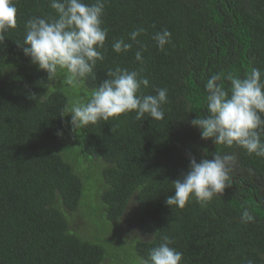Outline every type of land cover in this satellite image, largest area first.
<instances>
[{"label": "trees", "instance_id": "obj_1", "mask_svg": "<svg viewBox=\"0 0 264 264\" xmlns=\"http://www.w3.org/2000/svg\"><path fill=\"white\" fill-rule=\"evenodd\" d=\"M14 3L17 26L0 43V264H111L98 240L107 223L123 225L131 208L138 238L129 246L137 258L167 236L183 253L181 264H264V157L202 140L190 123L207 114L205 84L212 74L264 73V0H105L104 59L95 78L79 85L67 84L63 71L47 78L17 46L30 17L56 15L50 0ZM137 27L145 30L139 44L128 40ZM163 29L171 44L161 51L153 37ZM119 38L132 43L127 53L112 50ZM141 46L143 65L135 61ZM117 66L143 69L149 80L144 94L167 88L164 119L145 114L137 120L131 112L73 129L63 110L87 102ZM222 83L230 88L227 79ZM76 142L91 160L81 173L94 167L104 183L94 231L84 238L70 232L66 215L88 209L89 198L78 167L60 156ZM213 154L236 157L231 187L203 207L195 199L182 209L167 206L172 181L187 172L189 157ZM245 209L253 222H240Z\"/></svg>", "mask_w": 264, "mask_h": 264}, {"label": "clouds", "instance_id": "obj_2", "mask_svg": "<svg viewBox=\"0 0 264 264\" xmlns=\"http://www.w3.org/2000/svg\"><path fill=\"white\" fill-rule=\"evenodd\" d=\"M55 10L53 17H30L25 24L23 44L17 43L23 54L47 78L55 77L59 72L66 73L69 85H79L86 78L94 79V68L103 61L101 49L108 35L103 27L105 0H50ZM17 7L14 0H0V43L4 33L17 26ZM143 27H137L129 33L128 40L139 44L138 37L144 33ZM153 39L159 50L171 44V33L167 29L158 31ZM124 38L115 40L112 50L127 53L132 43ZM144 48L135 52V61L144 64ZM143 69L129 70L119 66L110 69L106 78L91 92L87 102H73L61 117L69 116L73 129L96 124L103 120L115 119L123 114L135 112V119L147 114L152 120L161 121L165 117L163 105L168 102L167 88L154 89L155 94H144L142 89L149 87V80L143 76ZM264 73L258 68L240 78L235 75L225 77L223 73H214L205 84L206 115H195L191 126L198 129L202 140H210L215 145L238 146L248 154L264 157ZM227 79L230 88L222 83ZM62 132H57L62 136ZM234 155L213 154L211 158L197 161L189 157L186 173L175 181L174 194L167 196L165 204L170 208H184L195 199L201 206L221 196L227 187H231V173L236 166ZM254 216L248 210L241 213V223H251ZM169 237H163L161 243L150 249L148 256L138 258V264H181L183 253L171 245ZM249 264H252L249 261Z\"/></svg>", "mask_w": 264, "mask_h": 264}, {"label": "rangeland", "instance_id": "obj_3", "mask_svg": "<svg viewBox=\"0 0 264 264\" xmlns=\"http://www.w3.org/2000/svg\"><path fill=\"white\" fill-rule=\"evenodd\" d=\"M74 136L75 135L72 136V140H74ZM77 142L76 144L66 145V150L63 151L60 156L63 160L73 163L75 167H78V174H80L83 179L86 188V196L89 198L88 203L90 207L88 209L84 210L80 208L76 210L75 213L70 212L66 215L67 221L69 220L70 232L84 238L85 234L94 231V222L98 215V209L101 208L102 205L100 195L104 189V183L102 182L100 170L94 167H85L82 173L79 170L85 165H91V160L81 155L80 147ZM54 152L56 151L54 150ZM82 200L83 195L81 204ZM131 209L126 212L128 214H125L120 220L123 225L118 224L109 226V223H107L108 227L104 229L106 230L105 234L98 240L99 242L97 244L105 248L108 255L113 257L111 264H138V258L133 249L129 246L138 238V232L133 222H131L134 217V211ZM101 221H104L103 217ZM98 230L102 231L103 229L98 227ZM128 237H133V240L131 239L130 241ZM139 239L145 240L146 237L139 234ZM108 264L110 263L108 262Z\"/></svg>", "mask_w": 264, "mask_h": 264}]
</instances>
